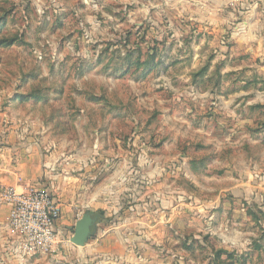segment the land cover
Wrapping results in <instances>:
<instances>
[{
  "label": "rangeland",
  "instance_id": "obj_1",
  "mask_svg": "<svg viewBox=\"0 0 264 264\" xmlns=\"http://www.w3.org/2000/svg\"><path fill=\"white\" fill-rule=\"evenodd\" d=\"M263 6L0 0V128L62 207L15 264H264Z\"/></svg>",
  "mask_w": 264,
  "mask_h": 264
},
{
  "label": "built area",
  "instance_id": "obj_2",
  "mask_svg": "<svg viewBox=\"0 0 264 264\" xmlns=\"http://www.w3.org/2000/svg\"><path fill=\"white\" fill-rule=\"evenodd\" d=\"M0 203L9 208L7 228L15 241V255L32 257L47 253L56 245L60 233L54 226L61 208L50 189L41 187L18 193L14 188L2 187Z\"/></svg>",
  "mask_w": 264,
  "mask_h": 264
},
{
  "label": "crops",
  "instance_id": "obj_3",
  "mask_svg": "<svg viewBox=\"0 0 264 264\" xmlns=\"http://www.w3.org/2000/svg\"><path fill=\"white\" fill-rule=\"evenodd\" d=\"M198 10L199 12L201 11V14H203V19L201 18L200 14L198 20L204 22V20H206L204 18L206 12L205 10L202 11L201 7H199ZM245 20L247 23H253L254 21L257 23L256 26H262L264 25V13H257L256 15L251 13L246 14ZM248 29L249 28L242 30L245 32L246 36L248 35ZM260 32L264 34V26ZM11 133L12 132H9L6 128H0V188L11 187L14 188L18 193L30 191L27 190V188L32 182L37 180L39 175V180L41 182L47 175V170L45 169L47 165L43 164V167H40V170L37 172V163H31V160L26 158V154L33 148V144H30L29 140L19 138V134L17 133L16 137H12ZM30 169H32V172ZM50 190L54 193L60 208H62L54 190ZM8 214V206L6 204L0 203V264H15L12 256L14 255L15 241L8 232ZM54 228L60 233L61 227L59 226V220L55 224Z\"/></svg>",
  "mask_w": 264,
  "mask_h": 264
},
{
  "label": "water",
  "instance_id": "obj_4",
  "mask_svg": "<svg viewBox=\"0 0 264 264\" xmlns=\"http://www.w3.org/2000/svg\"><path fill=\"white\" fill-rule=\"evenodd\" d=\"M96 217L91 214H84L74 228V234L70 242L78 247H83L95 232Z\"/></svg>",
  "mask_w": 264,
  "mask_h": 264
}]
</instances>
